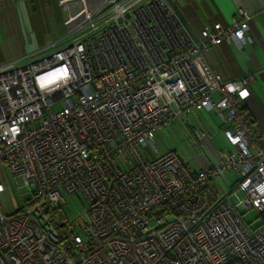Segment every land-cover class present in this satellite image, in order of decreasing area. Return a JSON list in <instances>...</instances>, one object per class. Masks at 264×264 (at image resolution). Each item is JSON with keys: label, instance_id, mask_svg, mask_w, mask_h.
Instances as JSON below:
<instances>
[{"label": "built area", "instance_id": "obj_1", "mask_svg": "<svg viewBox=\"0 0 264 264\" xmlns=\"http://www.w3.org/2000/svg\"><path fill=\"white\" fill-rule=\"evenodd\" d=\"M60 3L77 6L75 31L0 64V166L29 189L10 214L0 202V264H264V135L245 108L264 70L224 80L204 57L244 50L251 15L196 42L169 0ZM201 111L224 120L219 162L159 154L163 129ZM191 133L193 147L211 138ZM73 195L89 205L82 235L57 214Z\"/></svg>", "mask_w": 264, "mask_h": 264}, {"label": "crops", "instance_id": "obj_2", "mask_svg": "<svg viewBox=\"0 0 264 264\" xmlns=\"http://www.w3.org/2000/svg\"><path fill=\"white\" fill-rule=\"evenodd\" d=\"M62 0H1L0 7V33L7 31L9 37L12 33V40L19 41L22 44V55L14 58L16 61L28 55L34 49L53 47L62 43L72 33L73 29L67 34H56L53 40L48 43L34 44L31 37L27 36V29L34 28L38 16L44 18H53L58 21H65L66 18L72 17L77 13V6L74 3H63ZM172 3L179 19L185 25L188 32L196 42L201 41V33L206 28H212L213 25L220 23L223 27L229 28L233 20L241 18V11L251 15L250 30L248 33L247 44L245 49L240 51L235 45L223 42L219 45L212 46L204 53L205 60L210 68L219 74L224 80H232L264 70V0H169ZM78 18L71 24L79 25ZM75 28V29H76ZM75 31V30H74ZM11 32V33H10ZM11 61V62H12ZM250 97L247 99L245 108L249 114L252 126L255 131L264 135V75L256 77L249 86ZM219 98L218 94L214 99ZM207 114L213 111H202ZM197 113V112H196ZM212 115V114H211ZM221 117V116H220ZM218 127V133L222 136ZM186 129L191 135L192 130L204 128L206 125L201 119L196 126H190L187 121L184 123ZM179 126V125H177ZM176 127V126H175ZM183 127V126H182ZM174 128V127H172ZM207 131V130H206ZM208 132V131H207ZM209 133V132H208ZM158 137V136H157ZM163 139V135H159ZM223 137V136H222ZM190 138V140H191ZM189 140V143H190ZM193 147V146H192ZM176 151V150H174ZM177 152V151H176ZM214 163L208 159L207 166ZM198 170V169H197ZM235 176V173H232ZM236 178V177H235Z\"/></svg>", "mask_w": 264, "mask_h": 264}, {"label": "rangeland", "instance_id": "obj_3", "mask_svg": "<svg viewBox=\"0 0 264 264\" xmlns=\"http://www.w3.org/2000/svg\"><path fill=\"white\" fill-rule=\"evenodd\" d=\"M38 16L36 25L34 28L27 29V36L31 37L34 44H42L45 41L48 43L53 40L56 34H67L72 29L74 32L77 23L71 24V18L67 17L65 21L54 20L53 18H44ZM82 23V19L78 21V24ZM7 31L0 33V64L11 62L15 60L16 56H21L22 44L19 41L12 40V33L8 37L6 35ZM71 33V34H72ZM24 55L21 58H25ZM59 106L55 107L53 111H58ZM212 114V115H211ZM207 114L205 112H197L189 115L187 123L190 126L198 125L199 119L203 121L206 125V130L209 132L211 138L206 140L201 145L192 147L189 143L191 138L188 130H185L182 125L176 126L174 128H165L162 131L163 139L159 136L156 138V146L159 150V154H164L170 150H176L181 158L188 163V165L194 169H204L207 168L208 159L214 163H218L220 160V153L225 151L227 144L224 138L218 133V127L223 124L220 116H215L214 113ZM237 178L235 174H228L227 179L229 182H234ZM0 183H2L6 190L4 193L0 194V202L2 210L5 214L12 213L15 209L23 203L22 193L29 191L28 188L24 187V183L21 178L14 177L8 168L0 166ZM220 188L223 191L226 190V185L223 180L218 182ZM89 205L87 201L81 195H73L67 197V206L62 208L57 212L59 215V221L69 220L72 227L76 230L75 234L82 235L83 232L78 225V220L81 222H87L89 220V215L87 213ZM244 222L252 229L259 228L262 224L256 212L251 211L247 214L242 215ZM69 224L67 226L68 231H70ZM63 234V231H59Z\"/></svg>", "mask_w": 264, "mask_h": 264}]
</instances>
